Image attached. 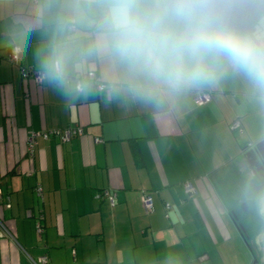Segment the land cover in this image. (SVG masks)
<instances>
[{
  "label": "crops",
  "instance_id": "1",
  "mask_svg": "<svg viewBox=\"0 0 264 264\" xmlns=\"http://www.w3.org/2000/svg\"><path fill=\"white\" fill-rule=\"evenodd\" d=\"M98 19L93 0H0V220L14 238L0 236V264H33L44 254L50 264H254L249 230L258 243L264 216L246 215L240 189L254 172L245 156L264 141V101L246 81L226 75L157 105L126 90L123 70L103 51L81 57L73 78L93 71L104 88L87 80L70 96L47 79H23L6 60L15 44L22 64L39 70L38 52L64 22L75 26L77 53L86 51L99 39ZM199 91L209 92L208 103L194 102ZM77 125L78 137H36L26 155L30 131ZM187 182L194 193L184 191ZM104 189L113 205L95 197ZM141 190L151 193L150 215Z\"/></svg>",
  "mask_w": 264,
  "mask_h": 264
},
{
  "label": "clouds",
  "instance_id": "2",
  "mask_svg": "<svg viewBox=\"0 0 264 264\" xmlns=\"http://www.w3.org/2000/svg\"><path fill=\"white\" fill-rule=\"evenodd\" d=\"M93 2L99 6L95 43L77 53L72 25L64 22L37 54L39 75L66 95L90 87L73 72L83 71L81 57L103 51L123 70L126 90L148 103L178 99L226 75L242 78L264 101V10L240 26L231 17L246 0ZM240 195L264 216V174L250 172Z\"/></svg>",
  "mask_w": 264,
  "mask_h": 264
},
{
  "label": "built area",
  "instance_id": "3",
  "mask_svg": "<svg viewBox=\"0 0 264 264\" xmlns=\"http://www.w3.org/2000/svg\"><path fill=\"white\" fill-rule=\"evenodd\" d=\"M74 25H72V30H74ZM6 60L12 64L18 66L20 70L21 77L25 80L31 79L34 81V83L37 86H40L43 80L45 79L43 76H40V69H35L34 67L31 66H24L22 64V56H23V50L20 46L18 45H13L9 48V52L6 55ZM76 79H83V80H89L92 82L96 88L99 90L104 88L103 83L100 81V78L95 75L93 71H88L87 73L83 75H75ZM194 102L197 103L198 105H204L208 103V101L211 99V95L209 92H202L199 91L195 94ZM239 127L238 121H234L231 124V128H237ZM83 132V127L80 125L77 126H65V128H54V129H42L41 131H30L26 143V155L31 157L33 155L34 147L36 144V137L44 138V139H49L50 137H58L62 142H66L68 140H71L72 138L78 137V135H81ZM101 141V140H99ZM34 192L37 196V198L43 199V189L39 184L34 185ZM184 191L187 194H192L194 193V190L189 182L185 183L183 185ZM141 196H140V201L141 205L143 206L144 214L145 215H150L153 213L154 210V205L152 202V196L151 193L141 190ZM95 197L97 199H108L111 205L114 204L115 201V194L111 193L109 190L104 189L95 194ZM5 195L0 189V203L5 201ZM5 199V200H4ZM165 210H168L170 208V204L167 202L164 203ZM28 216H32L31 210L27 211ZM37 224L35 226V234L40 237L44 233V227L41 224V221L43 220V211L38 209L37 215ZM39 222V223H38ZM5 235L9 239H12L14 241V238L10 233L7 231L5 228L4 224L0 220V236ZM33 264H50L49 257L46 256V254L39 256V258L36 261H33Z\"/></svg>",
  "mask_w": 264,
  "mask_h": 264
},
{
  "label": "water",
  "instance_id": "4",
  "mask_svg": "<svg viewBox=\"0 0 264 264\" xmlns=\"http://www.w3.org/2000/svg\"><path fill=\"white\" fill-rule=\"evenodd\" d=\"M264 10V5H258L257 0H246V3L242 6H239L233 16L231 17L232 21L240 26H246L256 15L258 10ZM249 155L255 156L257 158V163L264 166V141H260L257 145L252 149L249 153L246 154L245 157ZM235 220L237 216L234 217ZM242 232L244 233L245 230L243 225L239 224Z\"/></svg>",
  "mask_w": 264,
  "mask_h": 264
},
{
  "label": "rangeland",
  "instance_id": "5",
  "mask_svg": "<svg viewBox=\"0 0 264 264\" xmlns=\"http://www.w3.org/2000/svg\"><path fill=\"white\" fill-rule=\"evenodd\" d=\"M242 204H244V203L239 204V208L237 210H238V213H241L242 215H244L243 212H244L245 207ZM248 208L249 209L246 212L247 213L246 215L250 214V217L253 219L255 216L253 207L249 204ZM249 231L248 232L250 233L249 234L250 236H249L248 240H250L252 248H254V250H255V253L257 251V255H256L257 259L255 258L256 261L254 260V264H264V235H261V237L258 239V243H257V239H255V238H257V236H256L257 234H255L254 231H251V230H249Z\"/></svg>",
  "mask_w": 264,
  "mask_h": 264
},
{
  "label": "flooded vegetation",
  "instance_id": "6",
  "mask_svg": "<svg viewBox=\"0 0 264 264\" xmlns=\"http://www.w3.org/2000/svg\"><path fill=\"white\" fill-rule=\"evenodd\" d=\"M249 162L252 165V169L256 174H264V166L257 163V158H255V156L252 155Z\"/></svg>",
  "mask_w": 264,
  "mask_h": 264
}]
</instances>
